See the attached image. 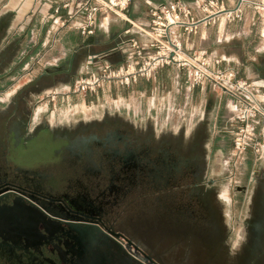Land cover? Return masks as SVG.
I'll use <instances>...</instances> for the list:
<instances>
[{
	"label": "rangeland",
	"instance_id": "1",
	"mask_svg": "<svg viewBox=\"0 0 264 264\" xmlns=\"http://www.w3.org/2000/svg\"><path fill=\"white\" fill-rule=\"evenodd\" d=\"M3 5L0 0V17L11 13L9 6L4 9ZM9 22L5 44L10 39L16 47L9 63L0 69V166L13 163L9 140L13 131L21 128L24 117L27 126L23 139L41 129L51 131L49 142H57L54 136L60 131L75 138L80 135L77 125L100 123L107 118L122 122L144 139L150 135L151 141H161L160 150L170 142L182 160L187 157L183 147L200 128L206 152L199 189L191 187L189 178L179 177L161 191H131L119 204L118 217L112 224L123 229L124 236L134 238L133 242L145 253L153 252L158 264H237L235 258L248 229V219L264 202V157L259 159L251 152L241 159L233 157L232 135L237 122L233 121L229 136L216 140L214 148L209 149L212 134L204 124L191 125L190 118L177 109L169 115L180 116L171 120L166 110L157 115L150 98L140 99L128 86H118L119 92L110 91L105 81L93 93L68 94L71 86L53 84V80L62 78L58 71L65 61H40L37 54L42 49L28 47L30 31L23 25L16 33L14 15ZM39 22V18L28 22L29 29ZM44 72L54 73V77L44 79ZM68 162L64 154L45 157L32 166L54 181H62L72 172ZM176 212H191L192 218L181 226L174 225Z\"/></svg>",
	"mask_w": 264,
	"mask_h": 264
},
{
	"label": "flooded vegetation",
	"instance_id": "2",
	"mask_svg": "<svg viewBox=\"0 0 264 264\" xmlns=\"http://www.w3.org/2000/svg\"><path fill=\"white\" fill-rule=\"evenodd\" d=\"M12 16L0 17V46L7 40ZM6 44L0 51V69L9 63L16 47L10 39ZM26 126L24 117L21 128L13 131L9 140L12 165L0 166V244L9 263L19 264L12 257L16 250L26 254L23 264H149L141 261L143 254L155 261L153 252L145 253L112 222L131 191H161L179 177L189 178L191 187L199 189L206 152L200 128L183 147L187 157L182 160L170 142L160 150L161 141H151L150 135L144 139L122 122L107 118L77 125L80 135L75 138L67 131H56L57 142L47 140L49 129L23 139ZM64 154L72 172L62 181H54L32 166L45 157ZM176 214L173 224L177 226L192 218L191 212ZM248 220L236 263L264 264V202ZM112 233L131 241L137 249H128L126 242L114 240ZM32 249L36 253L32 254Z\"/></svg>",
	"mask_w": 264,
	"mask_h": 264
},
{
	"label": "crops",
	"instance_id": "3",
	"mask_svg": "<svg viewBox=\"0 0 264 264\" xmlns=\"http://www.w3.org/2000/svg\"><path fill=\"white\" fill-rule=\"evenodd\" d=\"M82 1L73 0L69 8L63 9L61 6L67 0H3L2 7L5 9L8 5L9 12L14 15L15 32L24 25L31 33L28 47L42 49L37 54L40 61L47 59L54 64L65 61L58 71L62 78L53 80L54 85L64 88L71 86L76 79L99 74L101 64L123 68L131 62L135 51L132 43L138 46L148 43L146 32L151 7L177 0H131L124 13L100 15L97 28L90 36H82L59 25L60 20L65 19L68 12L74 11L76 4ZM182 1L190 8L194 20L203 17L199 6L206 0ZM214 1L226 8L233 7L237 2ZM55 8H59L58 14H54ZM36 18L40 20L39 25L29 29L28 22L32 23ZM182 44L187 53L203 51L210 59H221V68H230L239 79L254 83L264 101V14L260 17L247 8L240 21L230 23L220 19L211 24H199L195 33L182 35ZM41 76L50 79L54 73L44 72ZM105 84L107 90L120 91L113 81ZM126 88L134 89L140 99L149 97L157 115H163L166 110L168 120H171L180 116L178 113L169 115L177 109V112L184 113V117L190 118L191 125L204 124L212 134L209 149L214 148L216 140L229 136L234 129L231 96L211 84L191 85L186 71L176 66L161 67L152 78L140 79ZM263 157L264 149L259 159Z\"/></svg>",
	"mask_w": 264,
	"mask_h": 264
},
{
	"label": "built area",
	"instance_id": "4",
	"mask_svg": "<svg viewBox=\"0 0 264 264\" xmlns=\"http://www.w3.org/2000/svg\"><path fill=\"white\" fill-rule=\"evenodd\" d=\"M131 0H84L61 19V28H68L82 36H90L98 25V17L109 13H124ZM73 0H67L61 8H69ZM251 8L262 17L264 2L237 0L231 8L214 0L203 1L199 6L203 17L194 20L190 8L180 1H170L151 7L149 26L146 32L148 43L138 46L135 42L133 57L123 68L107 64L98 67L99 74L74 81L67 93H93L105 81L117 86H129L140 79H150L164 66H176L185 70L193 86L211 84L220 92L233 99L234 120L238 126L232 135V152L235 159H241L246 152L261 157L264 149V106L254 83L239 79L230 68H221V59H210L203 51L187 53L182 44V35L195 33L199 24H211L220 19L227 22L240 21L244 11ZM59 8L54 9V14ZM58 94V93H55ZM125 244V240L119 239Z\"/></svg>",
	"mask_w": 264,
	"mask_h": 264
},
{
	"label": "water",
	"instance_id": "5",
	"mask_svg": "<svg viewBox=\"0 0 264 264\" xmlns=\"http://www.w3.org/2000/svg\"><path fill=\"white\" fill-rule=\"evenodd\" d=\"M41 211H42V213L45 214V211L44 210H41ZM95 228H98V227H95ZM43 230H45L44 227H43ZM74 233L77 234V235L78 234L81 235V233H79L78 231H75ZM112 235H113V239L114 240H117V239H120V238H122L123 240H125L126 241V247L128 249H129V247H133L135 250L137 249V247L134 246L131 241L124 239L121 235H118V234H115V233H112ZM8 243L10 244V242H8ZM31 252H32V254L36 253V251L34 249H32ZM25 255L26 254L23 253L22 250H16V251H13L12 257L13 258H17L20 261L19 264H23L25 262ZM141 261L143 263L147 262L149 264H158L157 262H155L154 260H152V258L150 256L145 255V254H143V258H141ZM0 264H10L9 263L8 254L4 250V248H2L1 244H0Z\"/></svg>",
	"mask_w": 264,
	"mask_h": 264
}]
</instances>
